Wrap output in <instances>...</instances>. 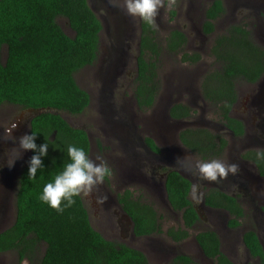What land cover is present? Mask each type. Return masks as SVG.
Here are the masks:
<instances>
[{"label": "rangeland", "instance_id": "1", "mask_svg": "<svg viewBox=\"0 0 264 264\" xmlns=\"http://www.w3.org/2000/svg\"><path fill=\"white\" fill-rule=\"evenodd\" d=\"M211 1L171 0L169 4V0H164V7L159 10L153 26L156 42L162 47L157 62L159 87L153 104L142 107L138 106L134 94L142 21L126 13L123 0H88L102 24L99 53L92 64L74 73V79L88 93L89 104L79 114L50 110L71 126L84 129L90 144L88 154L94 160L102 158L111 169L112 175L103 183L95 186L90 193L79 195L91 226L108 240L141 250L149 264H169L178 253L190 256L198 264H213L210 258L203 255L194 238L203 230L216 232L220 251L235 264H250L241 243L242 234L255 230L257 220L264 219V200L257 197V194L264 196V179L258 174L253 161L242 157L249 150H264V74L254 83L243 80L235 83L237 100L230 115L244 126L240 137L233 136L225 127L217 115V108L203 98L200 87L203 77L219 66L210 53L214 39L223 35L230 25L241 24L250 32L253 42L264 48V0H222L224 14L215 22L213 33L204 34V11ZM56 21L68 36L73 35L65 18L58 17ZM173 29L182 31L186 36L183 51L175 54L165 49V38ZM183 52L197 53L200 58L193 64L181 62ZM4 57L5 48L2 49L1 59ZM176 103L189 107L191 113L187 118L176 119L169 115V108ZM31 114L34 113L19 105L1 104L0 137L3 136V129L15 122L19 123V131L14 132L16 137L28 132L27 117ZM198 128L224 138V148L213 159L236 164V174L217 181L200 177L195 166L200 157L179 140L180 131ZM138 137L152 139L162 160L152 163L151 167L144 166L142 171L144 173L145 170L146 185L135 176L137 154L142 155ZM13 148L18 149V144L0 140V164L11 158ZM5 153H9V157H5ZM29 154L30 151L24 152L11 169L6 164L0 169V231L14 220L17 178ZM166 168H173L190 180L192 186L188 198L199 211L198 222L188 230L187 238L178 242L166 235L168 228L182 226L180 212L170 210L160 188ZM243 180L252 182L254 188L250 187L245 192L241 185ZM155 183L160 189L158 194L151 186ZM215 187L236 196L244 204H241L243 218L232 229L229 226L230 214L203 205L204 192ZM125 189H129L135 198L152 205L158 215L159 233L132 236L130 222L121 217L117 200V194ZM118 219H121L123 227H120ZM260 235L264 239V229ZM0 264H28V261H18L15 251H9L0 253Z\"/></svg>", "mask_w": 264, "mask_h": 264}, {"label": "trees", "instance_id": "2", "mask_svg": "<svg viewBox=\"0 0 264 264\" xmlns=\"http://www.w3.org/2000/svg\"><path fill=\"white\" fill-rule=\"evenodd\" d=\"M222 0H212L204 11L202 32L211 34L215 22L224 14ZM173 13V12H172ZM66 19L72 36H68L56 19ZM102 24L89 6L88 0H0V105H19L27 110H41L29 120L28 133H37L36 143H48V154L43 158L44 170L34 179L27 176L29 158L20 170L14 196L15 216L12 224L0 231V253L15 251L18 261L28 264H149L139 249L104 238L89 221L80 196L63 212H58L39 200L44 184L68 163L67 147H82L89 153V139L82 128L68 124L59 114L50 110L82 113L88 106V93L80 88L74 73L92 64L99 53ZM155 29L141 22L136 57L135 99L138 106L150 107L158 91L157 62L161 46L155 39ZM169 53L182 52L185 34L173 29L165 38ZM5 57L1 59L2 49ZM210 53L219 63L201 82L203 98L214 105L217 115L235 137L244 133L242 122L230 115L237 100L236 81H258L264 74V48L255 44L250 32L241 24L230 25L225 33L214 39ZM199 54L183 52L180 61L196 63ZM190 109L184 104H173L169 115L185 119ZM180 142L201 160L215 158L224 148V138L205 129H184ZM146 144L155 152L157 146L150 138ZM219 143V144H217ZM253 161L264 177V158L247 151L242 156ZM165 191L173 211L180 212L182 226L168 228L166 235L173 241H182L188 230L199 220L188 194L189 179L175 170H168L164 179ZM122 211L129 217L135 236L160 232L156 211L150 204L131 198L125 190L118 195ZM203 202L211 208L225 209L230 215L229 226L238 225L242 209L230 196L218 188L203 194ZM203 255L213 264H233L220 251L215 231L203 230L195 234ZM251 255L263 257L253 231L242 236ZM41 245L43 250L41 251ZM169 264H198L183 253L173 256Z\"/></svg>", "mask_w": 264, "mask_h": 264}, {"label": "clouds", "instance_id": "3", "mask_svg": "<svg viewBox=\"0 0 264 264\" xmlns=\"http://www.w3.org/2000/svg\"><path fill=\"white\" fill-rule=\"evenodd\" d=\"M171 0H169V4ZM123 7L126 13L139 18L148 26H155V18L161 8L164 7V0H123ZM19 123L15 122L10 127L3 129V136L0 140H7L10 143L18 144V149L13 148L11 158H7L4 164H0L2 169L5 164L11 169L15 162L22 157L26 151H32L33 155L28 161L27 176L29 180L36 177L38 170H44L43 158L48 154L49 144L44 142L37 145V133L26 132L19 137L14 135ZM5 153V157H9ZM68 163L63 165L51 182L44 184L39 200L58 212L71 207L74 197L82 192L88 194L91 190L103 183L107 177L112 175L107 162L97 157L95 160L82 147L69 145L67 147ZM258 158H264V150H258ZM196 169L200 177L207 181H217L224 179L229 174H236L238 166L234 163L211 159L206 161L197 160Z\"/></svg>", "mask_w": 264, "mask_h": 264}, {"label": "flooded vegetation", "instance_id": "4", "mask_svg": "<svg viewBox=\"0 0 264 264\" xmlns=\"http://www.w3.org/2000/svg\"><path fill=\"white\" fill-rule=\"evenodd\" d=\"M28 111H30V110H28ZM28 119V120H27ZM27 122H28V126H29V120H30V115L27 117ZM23 128H21V130H22ZM15 131H19V129L17 130H15ZM232 134V133H231ZM146 138H148V137H144L143 139L142 138H137V142H138V145L139 146H141V150H140V152L142 153V155H140V153H138L137 155H138V159H137V166H136V169H134L135 170V176H137L138 177V181L139 182H142L143 183V185H146L147 184V177H146V175H145V170H144V173H143V168H144V166L145 165H148V167H151V164L153 163H159V161H162L161 160V158H159L160 156L158 155L159 153L158 152H155V151H153V150H151V148L146 144V142H145V139ZM183 145V144H182ZM184 146V145H183ZM159 150V149H158ZM137 158V157H136ZM138 166H142V167H140V169H138ZM157 166L158 167H160L161 165L160 164H157ZM168 170H175V169H171V168H166V170H165V172H164V174L162 175V177H163V181H162V183H160V188L162 189V191H163V194H164V197H165V199H166V201H167V203H168V205H169V202H168V200H167V196H166V191H165V185H164V179H165V174H166V172L168 171ZM140 171H142V172H140ZM175 171H177V170H175ZM258 171V170H257ZM177 172H179V171H177ZM180 173V172H179ZM157 174L159 175V173L157 172ZM181 174V173H180ZM258 174L264 179V177L259 173V171H258ZM182 175V174H181ZM128 177V176H127ZM185 177V176H184ZM188 179V178H187ZM241 185H243V187H244V189H245V192H247V190L250 188V187H253L254 188V184L252 183V182H247V181H245V180H243L242 182H241ZM151 186H153V187H155V189H156V193L158 194L159 193V187H157L156 186V183L155 184H151ZM191 186H192V184H191ZM215 188H217V187H215ZM206 189V188H205ZM208 189H210V188H207L206 189V191L208 190ZM219 189V188H218ZM125 190H129V189H125ZM124 190V191H125ZM190 190H191V188H190ZM221 190V189H220ZM123 191V192H124ZM130 191V190H129ZM205 191V192H206ZM223 191V190H222ZM123 192H121V193H118L117 195H121ZM131 192V191H130ZM223 192H225L226 194H228V195H230V196H233V197H235V201L239 204V206L241 207V209H242V211H243V208H242V206H241V204L244 206V204L242 203V202H240V200H238V198H236V196H234V195H231V194H229L228 192H226V191H223ZM189 194H190V191H189ZM189 194H188V196H189ZM257 197L259 198V199H261V200H264V196L261 194H257ZM131 198L132 199H134V200H136L137 198H135L134 196H133V194H132V192H131ZM117 200H118V196H117ZM137 200H139V199H137ZM140 202H143V203H146L145 201H142V200H139ZM202 201H203V197H202ZM240 202V203H239ZM118 204H119V202H118ZM146 204H149V203H146ZM120 205V204H119ZM193 205V204H192ZM203 205L205 206V207H207V208H210V209H218V208H211V207H209V206H206L205 204H204V202H203ZM170 206V205H169ZM194 207V206H193ZM195 208V210H196V212H197V214H198V217H199V211L197 210V208L196 207H194ZM219 209H221V208H219ZM170 210L171 211H173L172 209H171V207H170ZM221 210H225V209H221ZM226 211V210H225ZM120 212H121V217H124V218H126V219H128V221L130 222V231H131V233H132V236L134 235L133 234V232H132V227H133V224H132V222H131V220L129 219V217L122 211V208H121V205H120ZM177 212V211H176ZM227 212V211H226ZM228 213V212H227ZM243 213H244V211H243ZM229 214V213H228ZM231 217H232V215H230ZM243 218V216H240V217H238V221H240L241 219ZM118 221H119V225H120V227H123V225L122 224H120V221H121V219H118ZM198 222V221H197ZM196 222V223H197ZM195 223V224H196ZM194 226V225H193ZM192 226V227H193ZM237 226V225H236ZM232 228H234V227H231V229ZM264 229V219H263V221H258L257 220V222H256V229L255 230H252L253 232H254V234L256 235V238H257V241H258V243H259V245H260V248H261V251H262V254H263V257H260L259 255H251L250 253H249V251H248V249L245 247V245H244V243H243V239H241V243H242V245H243V247H244V249H245V251H246V254L248 255V260H250V264H264V239H263V237H262V235H260V231L261 230H263ZM249 231H251V230H249ZM247 232V231H246ZM245 233V232H244ZM243 233V234H244ZM243 234H242V236H243ZM135 236V235H134ZM144 237L145 236H150V235H143ZM142 236V237H143ZM264 236V235H263ZM136 237H140V236H136ZM220 241V240H219ZM221 250V249H220ZM229 259V258H228ZM212 260V259H211ZM230 260V259H229ZM213 261V260H212ZM231 261V260H230ZM233 264H235L233 261H231Z\"/></svg>", "mask_w": 264, "mask_h": 264}, {"label": "water", "instance_id": "5", "mask_svg": "<svg viewBox=\"0 0 264 264\" xmlns=\"http://www.w3.org/2000/svg\"><path fill=\"white\" fill-rule=\"evenodd\" d=\"M40 112H41V110H30V113H34V114H31V115H30V118H31L33 115L38 114V113H40Z\"/></svg>", "mask_w": 264, "mask_h": 264}]
</instances>
